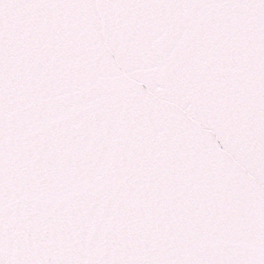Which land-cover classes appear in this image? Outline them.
I'll return each instance as SVG.
<instances>
[{
	"label": "snow or ice",
	"instance_id": "1",
	"mask_svg": "<svg viewBox=\"0 0 264 264\" xmlns=\"http://www.w3.org/2000/svg\"><path fill=\"white\" fill-rule=\"evenodd\" d=\"M0 264H264V0H0Z\"/></svg>",
	"mask_w": 264,
	"mask_h": 264
}]
</instances>
